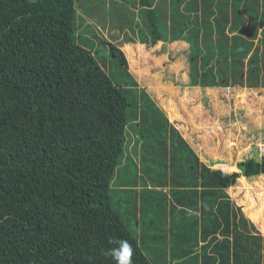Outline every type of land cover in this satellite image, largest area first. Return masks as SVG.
I'll return each instance as SVG.
<instances>
[{"label":"trees","instance_id":"trees-1","mask_svg":"<svg viewBox=\"0 0 264 264\" xmlns=\"http://www.w3.org/2000/svg\"><path fill=\"white\" fill-rule=\"evenodd\" d=\"M135 3L141 43L188 42L189 87H264V0ZM86 4L0 0V264H114L113 237L133 264H264V237L229 195L264 175V155L233 172L204 163L118 44L105 43L111 70L97 58Z\"/></svg>","mask_w":264,"mask_h":264},{"label":"rangeland","instance_id":"rangeland-1","mask_svg":"<svg viewBox=\"0 0 264 264\" xmlns=\"http://www.w3.org/2000/svg\"><path fill=\"white\" fill-rule=\"evenodd\" d=\"M135 1L91 0L86 8L83 6L88 13L93 11L91 16L82 11L79 13L78 20L83 28L88 26L90 32L95 31L99 36V39L92 41L90 48L101 62L107 63V71L111 70L113 61L110 62L114 58L105 43L112 41L124 51L128 69L139 85L149 91L165 110L170 121L180 130L200 159L206 164H212L213 168L225 172L240 171L238 161L264 155V87H189L187 82L191 67L187 59L188 42L179 40L167 44L158 42L155 45L141 43L136 23L140 20L143 25L144 19L136 12ZM128 37L135 39V42H128ZM138 44L141 47L138 48ZM128 46L132 47L129 51ZM130 134L132 142L128 149L132 151L137 135L132 130ZM222 164L233 167L230 166L226 171ZM239 181L240 185L231 188L229 195L236 205L242 207L245 217L256 225L257 233L264 237V175L251 181L242 176ZM159 189L168 191V188ZM137 196L141 197L140 193ZM248 208L258 212L261 210L260 221L249 217ZM138 223L140 232L146 228L144 232L152 246L154 239L162 240V231L154 229V225L148 226L147 221L142 219H138ZM153 231L154 235L149 236ZM156 245L161 246L162 241H156ZM157 251L154 253L158 254ZM228 255H232L231 251Z\"/></svg>","mask_w":264,"mask_h":264},{"label":"clouds","instance_id":"clouds-1","mask_svg":"<svg viewBox=\"0 0 264 264\" xmlns=\"http://www.w3.org/2000/svg\"><path fill=\"white\" fill-rule=\"evenodd\" d=\"M109 247L105 254L110 256L114 264H133V247L128 240L113 237L109 240Z\"/></svg>","mask_w":264,"mask_h":264},{"label":"crops","instance_id":"crops-1","mask_svg":"<svg viewBox=\"0 0 264 264\" xmlns=\"http://www.w3.org/2000/svg\"><path fill=\"white\" fill-rule=\"evenodd\" d=\"M202 244V243H201ZM201 246V245H200ZM202 250V248H200V250H199V248H198V251H199V253H200V251Z\"/></svg>","mask_w":264,"mask_h":264}]
</instances>
